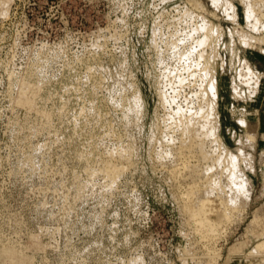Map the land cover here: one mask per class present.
<instances>
[{"label": "rangeland", "instance_id": "374dc122", "mask_svg": "<svg viewBox=\"0 0 264 264\" xmlns=\"http://www.w3.org/2000/svg\"><path fill=\"white\" fill-rule=\"evenodd\" d=\"M262 239L264 0H0V264H264Z\"/></svg>", "mask_w": 264, "mask_h": 264}, {"label": "bare ground", "instance_id": "6f19581e", "mask_svg": "<svg viewBox=\"0 0 264 264\" xmlns=\"http://www.w3.org/2000/svg\"><path fill=\"white\" fill-rule=\"evenodd\" d=\"M200 114V113H199ZM202 114H204L202 112ZM201 114V115H202ZM201 117V116H200ZM199 118V117H198ZM197 118V119H198ZM200 140V139H199ZM196 143V142H195ZM192 146V145H190ZM194 146V145H193ZM192 146V147H193ZM189 150V149H188ZM180 155L184 156V152L183 150H180ZM192 152V151H191ZM200 152V151H199ZM198 152V153H199ZM195 152H193L194 154ZM197 153V152H196ZM120 155V154H119ZM179 155V156H180ZM197 155V154H196ZM195 155V156H196ZM201 155V154H200ZM198 157V156H197ZM184 162V160L182 161ZM180 164V163H179ZM182 164V163H181ZM180 164V165H181ZM107 172H109L110 175H113L116 170H115V166H111L110 164L108 165V163L105 165ZM179 166V165H178ZM105 168V167H104ZM176 168V167H175ZM105 169V170H106ZM174 170V169H173ZM211 199L206 198L201 200V203L198 204V202L192 203V201L190 203H192V207L189 205L188 206V210L190 211L191 216L195 219V221L201 223L203 226H205V230L210 232V235H214L215 231L217 230L215 225L217 223V221L221 220V215H227L228 212L226 209H221L218 205L216 204H212L211 205ZM230 213V212H229ZM228 216V215H227ZM256 247V249H254ZM255 247H253L252 249L256 250L257 253H263L264 254V239H262L261 241H259ZM250 253V252H249ZM252 253V250H251ZM261 255V254H260Z\"/></svg>", "mask_w": 264, "mask_h": 264}]
</instances>
